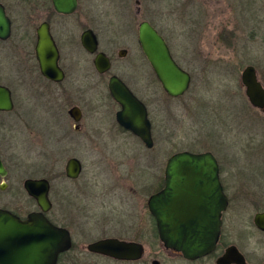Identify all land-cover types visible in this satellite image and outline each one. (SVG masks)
<instances>
[{
    "label": "rangeland",
    "instance_id": "obj_1",
    "mask_svg": "<svg viewBox=\"0 0 264 264\" xmlns=\"http://www.w3.org/2000/svg\"><path fill=\"white\" fill-rule=\"evenodd\" d=\"M143 21L159 31L176 61L191 74L184 96L169 98L143 55L138 43ZM39 23L37 19L35 27ZM89 28L99 36L100 49L113 59V73L123 76L147 104L154 147L148 149L136 137L118 130L111 101L99 84L108 77L94 75L92 64L80 54V65L70 69L68 83L74 78L76 85L89 91L91 82H97L88 96L91 102L85 109L82 132L74 131L68 114L73 104L82 103L74 97L31 109L23 119H2L0 153L9 173L4 180L8 186L0 192V208L22 213L36 208L23 183L29 178H48L55 210L63 202L74 209L73 203L89 207L86 228H75L85 234L77 237L81 244L115 236L123 233L125 215L130 222L140 219L171 156L211 151L223 162L232 188V206L225 217L226 241L250 262L262 264L264 234L249 227L254 209L236 192L250 180L251 175L241 169L245 170L254 147L245 142L243 130L238 132L236 120L249 121L257 112L246 98L241 74L254 66L264 82V0H82L75 17L56 20L54 32L81 35ZM122 49L128 51L124 58L118 55ZM235 134H242L244 141L238 144ZM71 158L83 163L77 180L63 175ZM252 158L253 166L260 164V159ZM91 192L98 194L86 195ZM77 222L82 226V221ZM86 235L98 237L89 240ZM149 249L145 258L149 264L154 255H169L158 245L151 247L152 253Z\"/></svg>",
    "mask_w": 264,
    "mask_h": 264
},
{
    "label": "water",
    "instance_id": "obj_2",
    "mask_svg": "<svg viewBox=\"0 0 264 264\" xmlns=\"http://www.w3.org/2000/svg\"><path fill=\"white\" fill-rule=\"evenodd\" d=\"M52 1L54 9L60 14L71 15L77 10L78 0ZM10 33L11 22L0 4V36L5 38ZM37 34V57L43 73L51 80L62 81L64 74L58 66L59 52L49 24L41 25ZM82 35L84 48L95 54L98 50L95 32L89 29ZM138 43L165 93L172 98L184 96L191 86V74L176 62L166 39L150 22L143 21L139 25ZM125 54L121 51L122 57ZM95 67L99 73H107L111 69L110 59L99 53ZM241 81L250 104L264 110V87L257 78L254 66L243 70ZM109 90L121 106L117 122L137 136L146 148L152 149L154 140L147 106L117 77L111 78ZM11 109L10 93L0 87V110ZM78 111L77 108L70 111L76 122L79 121ZM82 171L83 165L78 158L68 160L65 167L67 178L76 180ZM6 175L7 169L0 159V176ZM6 187L7 184L3 183L0 188L4 191ZM24 189L36 200L40 211L22 220L9 210L0 208V264H56L59 254L70 249L71 235L45 216L52 208L51 183L46 178L27 179ZM227 207L228 198L220 183L219 165L210 152L183 151L171 156L165 170L163 190L148 201L164 247L188 260L215 252L221 234V218ZM255 224L264 231V213L256 216ZM89 250L121 260H137L143 254L141 246L117 239L99 241L90 245ZM217 263L249 264L235 245L229 246Z\"/></svg>",
    "mask_w": 264,
    "mask_h": 264
},
{
    "label": "flooded vegetation",
    "instance_id": "obj_3",
    "mask_svg": "<svg viewBox=\"0 0 264 264\" xmlns=\"http://www.w3.org/2000/svg\"><path fill=\"white\" fill-rule=\"evenodd\" d=\"M0 4L3 6L5 13L11 22L10 35H8L5 38L0 36V87L5 88L6 90L9 91L10 99L12 102V109L10 111L0 110V131L2 130V126H3V123L1 121L4 118L10 116L11 119L13 118L15 120L23 119L26 117V115L29 112H31V109H40V108L44 109V107L49 105L52 101L55 102L58 101L59 99H62L64 101H69L72 100L74 97L75 99L78 98L79 101L80 99H82V103L73 104L68 110V114L74 122L73 124L74 131L79 133L82 132L84 130V121L86 118L85 109L88 105V102H91L88 96L92 89L97 88V82L96 83L91 82L90 89L88 91L87 88L84 89L82 86L80 87V85L79 86L76 85L75 84L76 80L74 78L71 83L70 82L68 83V80L71 79L70 69L77 68V66L80 65L81 61L80 59H77V57L78 55L82 54L86 62L87 63L90 62L92 64V67L94 69V75L96 74V76L100 78L108 77V81L102 80L100 81L99 84L103 90L106 89L105 91L108 95L107 97L111 101V104L114 109V119L116 121L118 130L122 134H130L136 137V139H139L131 131L124 129L117 122V114L121 111V106L111 96L109 90V83L111 78L112 77L119 78L123 83H125V85L133 92V94L140 101H142L146 106L147 104L142 98H140L136 89L132 87L129 84V82L125 80L123 76L117 73H113V66H114L113 59L106 52L100 49L101 41L99 36L95 33L98 41V50L95 54H92L84 48L82 43V36H83L82 34L85 31L89 30L90 28L84 30L81 35H62V34L56 35V33L54 32V25L56 20L71 19L72 17H75L80 10V7L82 5V0H78L77 10L71 15H64L58 13L54 9L52 0H0ZM37 19H40V23L35 27L34 24L37 23ZM44 23L49 24L51 36L59 52L58 66L63 71L64 74V78L62 81H54L48 78L43 73L41 64L37 57V46L39 42V37L37 33H38V29ZM121 51L126 52L125 54L126 57L128 51L126 49L120 50L118 55L121 58H124L121 56ZM99 53H104L110 59L111 62V69L104 74L99 73L95 67V59ZM256 72H257L258 80L261 82V84L264 87V82L261 78V75L258 73L257 69ZM168 97L172 98L170 96ZM250 106L257 112L253 114V117L250 118L249 121H246V118L245 119L242 118V120L240 118H237L236 128L238 129L239 133L241 132V130H243V135L245 136L244 137L245 142L249 147H254L251 148L252 149L250 152L251 159L253 160L252 156H254L255 158L260 159L261 162L259 165L253 166L254 163L251 159L249 161L248 160L245 161L244 164L245 170L241 169V172L248 173L249 175H251V177L249 178L250 180L248 181V183L247 182L243 183L240 188V191L237 190L236 192L237 195L241 194L240 197L243 196L241 198H246V200L249 201V205L251 206L250 208L254 209L253 217L248 220L249 227L253 228L255 231L261 234H264V231L259 229L255 224L256 216L258 214L264 213V182H262L264 181V160L262 158L263 151L259 153V151L263 150L264 148V110L257 109L253 107L251 104ZM74 108H77L79 110L77 112V114L79 115L78 122H76L74 118L70 115V111ZM147 109L150 118V111L148 106ZM237 117H239L238 114ZM152 134H153V124H152ZM236 137L238 138L237 139L238 144H240L242 140L244 141L242 134L237 135ZM233 147L235 148V145H233ZM207 152L212 153L211 151H207ZM198 153H206V152H198ZM214 156L216 157V155ZM0 159L3 161V164L7 169V175L5 177L0 176V179H2L3 181L0 182V187H1L3 183H6V181L4 180L8 176L9 171L4 159L1 156V153H0ZM216 159L219 165L220 183L223 188L224 194L228 198V207L227 210L222 215L221 234L219 237L217 248L215 252H213L212 254L208 256L200 257L195 260H188L184 258L182 254L174 252L173 250L166 249L164 247V244L162 243L159 237L157 221L149 211L148 201L151 196L163 190L165 186V170H166L165 167L164 177L163 179H160L159 186L157 187L156 192L150 195V197L147 200L146 207H143V209H141L140 219L133 220L130 222L128 216L125 215L126 219L122 226L123 233L125 235L123 233H118L115 236H104L94 239L90 242L81 244L80 240H78L79 238L77 237L79 236L83 237L85 236V234L81 233L82 234L81 235L79 231L76 230L75 228L77 226L80 227V230H84L86 228L87 224L85 222L86 221L85 218L89 216L88 213L89 207H80L79 205L80 203L78 204L73 203L74 206L76 205L74 209L70 204L68 205L66 204V202H63L62 205L60 204L61 206L60 209L55 210L56 203H54L50 197L52 208L49 212L45 214L46 218L55 226L67 230L71 235L70 249L59 254L56 264H149V262H146L145 260L147 248L148 249L150 248L149 252L152 253L151 247H153L154 245L160 246L163 249L164 253H167L169 255L166 256L154 255L152 257V260H150V264H154V262H158V264H176V263L218 264L217 261L219 257L225 252V250L229 246H232L234 244H229L228 241H226V236L224 234L225 217L232 206V198H231L232 188L230 187L226 179L225 176L226 169L225 166L223 165V162L218 157H216ZM248 170L251 171V173L247 172ZM29 179H34V178H29ZM254 180H256L255 185L253 182ZM24 183H23V187H24ZM1 191L2 190L0 188V192ZM24 192L28 196V198L34 203V207L36 208L30 211L26 210L25 213L16 210H9V209L6 210H9L10 212L15 214L22 220H27L30 214L39 212L40 209L37 205L36 200L31 196H29V194L26 191ZM93 194L96 195L98 193H92V192L86 193V195L88 196H93ZM78 215L81 216V220L77 219ZM77 221H82V226L78 224ZM86 236L88 237L87 239L89 240L98 237V235H95V237L94 235H86ZM107 239H117L119 241L134 243L136 245H139L143 248V254L141 258L137 260H121L108 255L95 253L89 250L90 245ZM245 258L249 264H255L250 262L246 256ZM177 259L179 260L178 262ZM262 264H264V262Z\"/></svg>",
    "mask_w": 264,
    "mask_h": 264
},
{
    "label": "trees",
    "instance_id": "obj_4",
    "mask_svg": "<svg viewBox=\"0 0 264 264\" xmlns=\"http://www.w3.org/2000/svg\"><path fill=\"white\" fill-rule=\"evenodd\" d=\"M155 74V73H154ZM156 76V75H155ZM157 78V77H156ZM65 176V174H63ZM48 179V178H47ZM50 180V179H49Z\"/></svg>",
    "mask_w": 264,
    "mask_h": 264
}]
</instances>
